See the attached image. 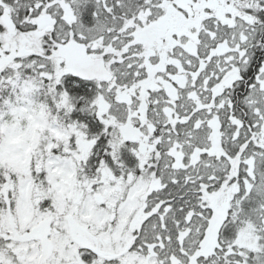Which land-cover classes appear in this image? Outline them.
Returning a JSON list of instances; mask_svg holds the SVG:
<instances>
[{
    "label": "snow or ice",
    "instance_id": "obj_1",
    "mask_svg": "<svg viewBox=\"0 0 264 264\" xmlns=\"http://www.w3.org/2000/svg\"><path fill=\"white\" fill-rule=\"evenodd\" d=\"M0 264H264V0H0Z\"/></svg>",
    "mask_w": 264,
    "mask_h": 264
}]
</instances>
